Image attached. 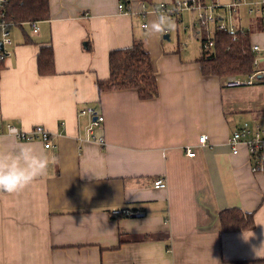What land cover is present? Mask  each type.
<instances>
[{
  "label": "crops",
  "instance_id": "0c3cea01",
  "mask_svg": "<svg viewBox=\"0 0 264 264\" xmlns=\"http://www.w3.org/2000/svg\"><path fill=\"white\" fill-rule=\"evenodd\" d=\"M176 1L127 0V14L117 0H49L51 17L39 22V33L20 31L27 24L11 28L0 71V127L43 126L54 147L5 138L0 151L29 144L56 162L24 191L0 192V264H264V174L253 172L244 145L236 155L229 145L247 122L242 117L264 119V99L252 106L257 87L226 89L224 78L203 74L196 14L161 12ZM161 13L178 27L189 13L199 51L181 40L161 43L171 31L149 35L144 25ZM259 19L256 28L263 27ZM135 40L151 53L158 97L141 100L133 90L100 95L110 53ZM253 42L264 61V30ZM42 46L53 48L54 75L38 73ZM87 108L104 117L102 124L80 115ZM160 178L166 189L154 187ZM230 208L254 213L255 228L223 232L220 213ZM114 209L143 216L114 217Z\"/></svg>",
  "mask_w": 264,
  "mask_h": 264
},
{
  "label": "trees",
  "instance_id": "16d2710c",
  "mask_svg": "<svg viewBox=\"0 0 264 264\" xmlns=\"http://www.w3.org/2000/svg\"><path fill=\"white\" fill-rule=\"evenodd\" d=\"M7 12L9 19L20 26L29 22H44L51 17L49 0H10ZM259 24L263 27H255L252 31L242 30L241 27L234 33L217 29L213 35L201 29L199 38L202 54L196 62L201 65L203 74L222 79L234 75L247 77L255 73L254 63L257 55L253 51L255 46L253 34L257 29L264 30V17H260ZM210 39L214 41V47L206 50L203 45ZM2 65L3 63L0 64V71ZM109 66L110 77L98 81L97 84L100 95L133 90L141 100L158 97L157 72L145 41L135 40L130 48L112 51ZM261 68H264V65ZM38 73L42 77L56 73L54 51L51 46L40 48ZM259 80L264 83V75H260ZM220 223L223 232L252 230L255 228L254 213L244 212L238 208L225 209L220 213ZM235 264H248V261H236Z\"/></svg>",
  "mask_w": 264,
  "mask_h": 264
},
{
  "label": "built area",
  "instance_id": "2783aa9c",
  "mask_svg": "<svg viewBox=\"0 0 264 264\" xmlns=\"http://www.w3.org/2000/svg\"><path fill=\"white\" fill-rule=\"evenodd\" d=\"M216 3L218 0H214ZM10 0H0V44L3 45V50L0 48V64L4 63L6 58L9 56L8 47L13 44L11 38V28L17 25L13 20L9 19L7 7ZM207 4L205 0H177L174 3V8L172 10H167V7L162 5L164 11H168L173 17H179L183 12L189 11L196 14L195 20L196 25L199 26L200 30L204 29L207 32L211 29V22L215 23L216 30H224L234 33L239 24L236 21V25H227L225 23L218 24L216 17L217 8L220 5ZM249 7L250 14H255L258 17H264V0H233L229 5L228 9L233 14H238L239 8L242 4ZM218 4V3H217ZM117 7L121 13H129L132 8L128 5L127 0H117ZM221 18L219 21H222ZM215 21V22H214ZM32 29V32L37 34L40 31L39 22H29L25 23ZM214 47V41L210 39L207 43L203 45V48L209 50ZM253 51L257 55L254 67L256 72L248 75L247 77L240 76H228L223 79V87L226 89H238L244 87L254 86L257 83L263 81L259 80L260 75H264V68H261V64L264 62L262 58V48L259 45L253 47ZM80 115H89L95 117L94 125L98 126L104 121V117H101L93 108H87L80 112ZM10 133H12L10 135ZM5 138H12L20 142H31V141H41L44 143L45 148H53L54 145L51 142V133L43 126H36L30 131H25L21 127L14 124L7 123L4 127H0V144ZM100 144H104L103 139H96ZM208 140L207 136L200 138L199 143L205 144ZM229 145L233 154L236 155L239 152V147L244 145L251 157V163L253 167V172L257 174H264V126L260 124H251L246 122L242 124L238 129L234 131L231 138L229 139ZM187 155L189 158H195L196 152L192 149L187 150ZM154 187L156 189H166L167 183L164 179H156L154 182ZM136 213L134 210L130 209H114L112 210V215L114 217H129Z\"/></svg>",
  "mask_w": 264,
  "mask_h": 264
},
{
  "label": "clouds",
  "instance_id": "9594fccd",
  "mask_svg": "<svg viewBox=\"0 0 264 264\" xmlns=\"http://www.w3.org/2000/svg\"><path fill=\"white\" fill-rule=\"evenodd\" d=\"M144 28L149 35H160L174 30L176 24L169 16L161 13ZM55 162L54 156L38 152L29 144H18L12 150L0 151V192L16 194L24 191Z\"/></svg>",
  "mask_w": 264,
  "mask_h": 264
},
{
  "label": "rangeland",
  "instance_id": "374dc122",
  "mask_svg": "<svg viewBox=\"0 0 264 264\" xmlns=\"http://www.w3.org/2000/svg\"><path fill=\"white\" fill-rule=\"evenodd\" d=\"M207 2L209 4H213L215 1L214 0H207ZM233 2V0H218L216 3V5H220V7L217 8V13H216V19H220L223 18L222 21H218V24H222L225 23L227 25H236V20H238L239 26L241 27L242 30H250L252 31V29L255 28V26H253V22L255 19H257L258 16H256L255 14H250L249 11V7L244 5V3L242 4V6L239 8V12L238 14H233L232 12H230L228 9L229 5ZM218 3V4H217ZM185 16V23L183 25H180L179 27L176 25V28L174 30L171 31V41L165 40L164 39V35H166L167 33H165L162 37H161V43L164 44H168L171 42L173 45H176L177 40H181L182 44L186 45L185 47L187 48V50H189L191 53L192 52H197L199 51L200 48V42L197 38H195V36H193V21L191 18V15L189 13H184ZM215 22V21H214ZM256 23V22H254ZM187 29V32L184 29ZM15 28H18L17 26ZM20 31L24 30L25 33L32 35V29L30 28V26L25 25L23 26V29L19 28ZM200 29V28H197ZM16 32H18V30H14ZM216 31V25L215 23L211 22V29H210V33L213 35L214 32ZM167 45V46H168ZM10 47V46H9ZM8 47V48H9ZM260 86V87H259ZM252 87H257L255 89H249L250 92H252V97L255 101H252V106H259L261 107V103L262 101H257V98L259 100L264 99V92H262L264 90V84L261 83H257L256 85L252 86ZM252 87H244V88H252ZM248 90V91H249ZM258 102V104H257ZM255 103V105H254ZM248 104H250V102H248ZM241 123L247 121L250 122L251 124H260L262 126H264V119H260L259 121H256L255 119H253L250 116H244L241 119Z\"/></svg>",
  "mask_w": 264,
  "mask_h": 264
},
{
  "label": "water",
  "instance_id": "95a60500",
  "mask_svg": "<svg viewBox=\"0 0 264 264\" xmlns=\"http://www.w3.org/2000/svg\"><path fill=\"white\" fill-rule=\"evenodd\" d=\"M164 39L165 40H168L169 41V35L168 34H166L165 36H164ZM0 48L3 50V45L2 44H0ZM143 215L142 214H134V215H132L131 217L132 218H140V217H142Z\"/></svg>",
  "mask_w": 264,
  "mask_h": 264
}]
</instances>
